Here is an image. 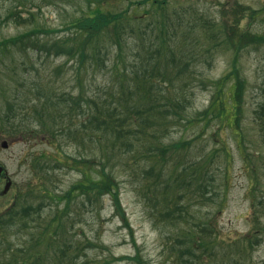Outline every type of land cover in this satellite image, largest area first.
<instances>
[{"label": "rangeland", "instance_id": "374dc122", "mask_svg": "<svg viewBox=\"0 0 264 264\" xmlns=\"http://www.w3.org/2000/svg\"><path fill=\"white\" fill-rule=\"evenodd\" d=\"M105 1L102 7L107 11L128 8L129 17L141 18L132 23L135 30L129 32L122 46L124 60L118 57L117 49H112L90 68L89 64L81 67L78 57L48 58L32 50L11 49L0 60L2 114L7 111L8 104H15L12 103L15 95L18 94V103L24 101L29 92H36V85L47 93L57 90L75 96L86 91L89 96L103 97V100L109 97L110 92L119 90L118 76L125 68L132 67L130 61L135 46L149 44L152 29L156 32L158 27L156 19L163 20L170 35H174L177 52L190 51L189 58L184 61L189 65L181 78L190 73L193 79L176 82L174 88L167 83L157 85L155 91L166 96L168 90L183 89L185 105L190 116L196 119L197 114L207 108L211 94L217 89L216 83L232 72L237 57L238 72L246 80L245 98L238 133L227 123L207 126L204 121L187 124L186 120L169 122L165 132L168 145L179 141L189 144L166 159L169 172L185 164L187 180L182 183V193H185L182 199L188 218L196 224L210 222L212 225L207 238L212 245L208 250L197 251L200 261L182 252L187 244L182 241H186L189 231L165 228L161 218L151 212L153 204L148 201L149 191L140 184L142 177L138 169L141 170L144 163L136 162L139 158L134 154L127 158L128 164L117 165L115 169L129 226L115 214L109 196L97 202L79 197L70 214L74 219L68 225V233L72 231L70 235L77 244L76 255L90 264H139L129 259L137 255L143 264H264V44L249 45L237 55L226 44L225 35L226 26L236 33L264 35V0H167L165 10L153 6L152 1ZM38 4L39 10L29 5L22 12V16L28 18L32 10L36 14L34 22L16 25L13 17L7 23L5 19L10 12L17 16L22 7L17 8L10 0H0V41L36 26L52 30L46 36L48 39L65 36L69 33L66 25L71 18L81 16L88 5L86 0H38ZM212 32L216 33V38H211ZM182 64H177L176 72ZM136 67L138 72L145 70L140 64ZM160 69H164V62ZM156 74L155 80L163 82L161 72L156 70ZM234 81L233 77L227 80L224 91L229 92ZM159 100L162 104L163 100L160 97ZM34 102L31 95L29 101L22 103L28 108L27 123L32 129L0 133V165L7 169L13 182L12 189L1 194L6 181H0V214L15 203L20 210L33 201L37 204L45 201L43 206H46L48 217L57 208H64L65 199L48 202L47 193L64 196L73 183L83 177L72 161L78 151L92 161L99 153V146L83 137L84 134L79 141L65 133L52 136L43 132L39 122L32 119ZM143 104L148 105V100ZM59 123L57 128H63L61 120ZM34 127L39 132L33 131ZM3 143H7V147ZM202 156L208 162L200 171L205 186L195 183L196 189L190 188L187 181L194 171L190 166L198 163ZM37 161L40 165L47 164L50 172L45 174L35 167ZM97 164L94 163L95 167ZM32 192L36 197L31 196ZM250 240L254 242L252 247H249Z\"/></svg>", "mask_w": 264, "mask_h": 264}, {"label": "trees", "instance_id": "16d2710c", "mask_svg": "<svg viewBox=\"0 0 264 264\" xmlns=\"http://www.w3.org/2000/svg\"><path fill=\"white\" fill-rule=\"evenodd\" d=\"M10 1L17 5V8L22 7V9L15 17L10 12L5 19L6 23L11 17L14 18L13 22L16 25L28 24L36 20V14L32 10H29L28 18L23 17L22 12L29 5L32 9L37 7L39 10L38 0ZM86 1L88 3L86 11L81 16L71 18L66 25V29L69 30L67 35L48 39L46 36L52 30L45 26H36L0 41V60L11 49L18 52L32 50L36 55L48 58L78 57L81 67L89 64L90 68L101 61L103 54L108 55L112 49H117L118 57L123 59L122 46L126 43L129 32L135 30L132 23L140 21L141 18L129 17L128 8L107 11L102 7L105 0ZM147 1H152L153 6L165 10L167 0H145L144 2ZM158 9L155 8L156 12ZM152 14H154L153 10ZM155 25L158 27L156 32L152 29L153 34L151 33L149 44L145 46L142 43L140 48L138 45L135 46V53L130 61L132 67L125 68L118 76L119 90L110 92L108 98L103 100V97L89 96L86 91H81L75 96L71 95V92L58 93L57 90L47 93L41 90V86L36 85L35 93L29 92L28 97L19 103L18 94L15 95L12 98V103L15 104H8L7 111L3 114L0 112V133H16L32 129L33 126L27 123L28 108L22 104L29 101L32 95L35 101L32 119L35 120L34 122H39L43 132L51 133L52 136L58 132L65 133L68 137L77 138L79 141L84 134L83 137L99 146V153L93 161L79 151L72 158L74 167L81 170L83 177L73 183L64 196L47 193L48 202L58 198L60 201L65 199L64 208H57L48 217L46 206H43L45 201L38 204L33 201L20 210L15 203L0 214V264H90L87 259L84 260L76 255L77 244L70 235L72 231L68 233L69 221L74 219L70 214L75 200L85 197L89 202L93 200L97 202L109 196L115 214L129 226V218L121 202L115 169L117 165L128 164L127 158L132 154L139 158L136 162L141 160L144 163L142 169L138 170L142 177L141 186L147 187L149 191L148 201L153 204L151 212L161 218L165 228L174 229L176 232L189 231L186 241H182L184 244L187 243L186 249L182 252L188 253L190 259L200 261L201 257L197 255V251H203L212 245V242L207 239L208 234L212 232L210 222L196 224L187 216L188 211L182 199L185 198V193H182L184 191L182 183H186L187 180L185 164H180L177 169L175 166L171 172L166 169L167 157L172 158L188 143L179 141L168 145L165 142L167 137L165 132L168 131L169 122L186 120L187 124L204 121L207 126L227 123L238 133L246 80L238 72L236 57L232 72L216 83L217 89L211 94L207 108L197 114L196 119L190 116L182 94L183 89L168 90L166 96H161L162 93L154 90L155 86L164 83L174 88L176 82L193 79L190 73L186 74L184 79L181 78L184 69L189 65L184 61L189 58L190 51L185 49L176 51L175 37L170 35L163 20L156 19ZM208 27L213 30L212 26ZM72 29L75 31H71ZM226 29V44L233 48L237 55L238 51L246 49L249 45L264 44V35L250 36L245 33H236L234 29L229 30L228 26ZM233 34L235 35L232 36ZM216 37V33L212 32L211 38ZM135 42L138 44V40ZM163 62L164 69H160ZM180 63H183V66L176 72L175 67ZM138 64L145 68L143 72L136 71ZM85 70H88V67ZM156 70L163 75V80L161 79L163 82L155 80ZM231 77L235 81L230 91L226 92L223 86ZM36 96L39 102L42 100L43 102L39 103ZM158 96L163 100L162 104ZM56 99H58L57 102ZM111 99H114L112 106H110ZM145 100H148V105L143 104ZM58 118L63 124L61 129L57 128V125H61ZM33 131L39 132L35 130V127ZM95 162H98L97 167L94 165ZM206 166L208 162L203 156L198 163L195 162L190 166L194 167L187 181L190 188L195 183L199 187L205 186L203 183L205 179L201 172ZM35 167L45 174L50 172L47 164L40 165L39 161L36 162ZM31 194L33 196L35 192ZM181 236L178 235V237ZM249 245V247L254 246V242L250 240ZM129 259L143 264L139 255Z\"/></svg>", "mask_w": 264, "mask_h": 264}, {"label": "water", "instance_id": "95a60500", "mask_svg": "<svg viewBox=\"0 0 264 264\" xmlns=\"http://www.w3.org/2000/svg\"><path fill=\"white\" fill-rule=\"evenodd\" d=\"M6 145H7V143H3V146H4V147H7ZM3 171H4V167L0 166V175L2 174ZM10 186H12V181H8V182H7V184H6V186H5V189H4V191H3V194L8 193V191H9L10 188H11Z\"/></svg>", "mask_w": 264, "mask_h": 264}, {"label": "flooded vegetation", "instance_id": "af4514ba", "mask_svg": "<svg viewBox=\"0 0 264 264\" xmlns=\"http://www.w3.org/2000/svg\"><path fill=\"white\" fill-rule=\"evenodd\" d=\"M8 180V177H6V174L2 173V175L0 176V181H6Z\"/></svg>", "mask_w": 264, "mask_h": 264}]
</instances>
